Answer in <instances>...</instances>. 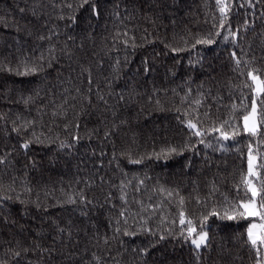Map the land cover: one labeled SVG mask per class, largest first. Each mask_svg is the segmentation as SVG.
Here are the masks:
<instances>
[{
  "label": "trees",
  "instance_id": "1",
  "mask_svg": "<svg viewBox=\"0 0 264 264\" xmlns=\"http://www.w3.org/2000/svg\"><path fill=\"white\" fill-rule=\"evenodd\" d=\"M223 5L0 0V264H264V0Z\"/></svg>",
  "mask_w": 264,
  "mask_h": 264
},
{
  "label": "snow or ice",
  "instance_id": "2",
  "mask_svg": "<svg viewBox=\"0 0 264 264\" xmlns=\"http://www.w3.org/2000/svg\"><path fill=\"white\" fill-rule=\"evenodd\" d=\"M87 2V0H85ZM217 3L221 5L220 11L221 13L225 12V6L223 5V0H217ZM198 43H211V41H197ZM249 75L252 77L253 81L256 83V90L258 92H264V81H260L258 77L252 76L251 73ZM188 127L195 128L196 125L189 123ZM244 130L246 132H249L252 135H255L258 130L257 121H256V104L255 101H253L251 112L244 116ZM196 135H200L199 132L196 133ZM225 135V139H227V135ZM27 145H25L26 147ZM174 151V149H172ZM253 157L251 155V150L249 153V164H248V175L253 176L255 175V172L253 171ZM244 183L246 184L248 191L252 193V196H256V189L252 185L251 180H245ZM239 208H242L243 211H239L236 213V215L240 217L247 218L249 216H259L261 220H264V213L257 210L255 200H251L248 203L241 202V204L238 206ZM261 208H264V203L261 204ZM235 216H228V219H234ZM207 219V217H205ZM181 224L185 223V220L183 218V213H181ZM188 224V233L189 236L192 235V233L196 232V229L194 226H192V221H187ZM248 240L252 244L253 247H256L257 243L259 242L261 245H264V223L257 224V223H251L248 227ZM207 240V233L201 229L200 233L198 234V237L195 239H192V243L197 247H201V245L205 244ZM19 255V253H17Z\"/></svg>",
  "mask_w": 264,
  "mask_h": 264
},
{
  "label": "rangeland",
  "instance_id": "3",
  "mask_svg": "<svg viewBox=\"0 0 264 264\" xmlns=\"http://www.w3.org/2000/svg\"><path fill=\"white\" fill-rule=\"evenodd\" d=\"M259 80H260V79H259ZM260 81H261V80H260ZM256 93H259V92L256 90ZM250 112H251V111H250ZM250 112H249V113H250ZM249 113H248V114H249ZM248 114H247V115H248ZM256 121H257V126H258L257 111H256ZM251 155H252V157L254 158V159H253V171L255 172V175H253V176H256V174H257V168H256L257 159H256V157H255V154L251 153ZM251 182H252V185H253V186L255 187V189H256V195H257V188H256V185H255V182H254L253 178H252ZM253 199L255 200V204H256V208H257V210L260 211V208H259L258 203H257V200H256V196H255ZM253 199H252V200H253ZM247 203H248V202H247ZM253 217H255V220L253 221V223H257V224L264 223V220H261L259 216H253ZM204 232H206V231H204ZM206 233H207V232H206ZM198 234H199V233H198ZM198 234L193 235V236H192V239L197 238V237H198ZM207 240H208V234H207ZM207 240H206V242H207ZM206 242H205V243H206ZM257 244H259V242H258ZM203 245H204V244H203ZM203 245H201V247H202ZM199 248H200V247H199Z\"/></svg>",
  "mask_w": 264,
  "mask_h": 264
}]
</instances>
